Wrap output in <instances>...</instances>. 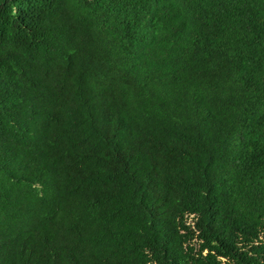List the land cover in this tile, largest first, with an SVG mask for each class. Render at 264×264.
Returning a JSON list of instances; mask_svg holds the SVG:
<instances>
[{"label":"trees","instance_id":"1","mask_svg":"<svg viewBox=\"0 0 264 264\" xmlns=\"http://www.w3.org/2000/svg\"><path fill=\"white\" fill-rule=\"evenodd\" d=\"M0 264H264V0H0Z\"/></svg>","mask_w":264,"mask_h":264}]
</instances>
